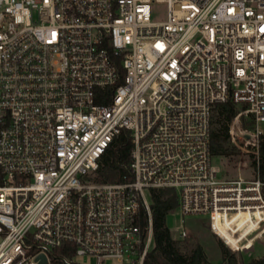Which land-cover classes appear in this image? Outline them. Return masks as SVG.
Wrapping results in <instances>:
<instances>
[{"label": "built area", "instance_id": "1", "mask_svg": "<svg viewBox=\"0 0 264 264\" xmlns=\"http://www.w3.org/2000/svg\"><path fill=\"white\" fill-rule=\"evenodd\" d=\"M227 102L230 143L258 159L264 0H0V264H145L146 189L164 188L234 255L203 264H264L240 256L264 243V182L255 169L219 179L213 163V115ZM123 129L132 177L97 182Z\"/></svg>", "mask_w": 264, "mask_h": 264}, {"label": "trees", "instance_id": "2", "mask_svg": "<svg viewBox=\"0 0 264 264\" xmlns=\"http://www.w3.org/2000/svg\"><path fill=\"white\" fill-rule=\"evenodd\" d=\"M237 113V108L232 102L220 104L213 115L223 119L226 124L218 130L212 129L211 146L213 157L227 155L229 153L225 142L230 143L229 126ZM219 119V121H221ZM231 144V143H230ZM133 147L131 132L123 129L102 155L96 170L97 182H121L125 176L132 177L131 150ZM257 176L264 182V135L260 138L259 157L252 162ZM151 211L153 219V245L146 257L145 264H203L207 262V254L201 244L197 243L192 248L189 256L185 257L175 247L170 227L167 225L169 215L178 207V195L176 190L170 188L151 190ZM148 213L142 210L140 225L143 234L146 235L148 226ZM223 257L234 255L221 242Z\"/></svg>", "mask_w": 264, "mask_h": 264}, {"label": "rangeland", "instance_id": "3", "mask_svg": "<svg viewBox=\"0 0 264 264\" xmlns=\"http://www.w3.org/2000/svg\"><path fill=\"white\" fill-rule=\"evenodd\" d=\"M152 14L155 19H163L166 16L167 7L164 3H154L152 6ZM218 116H214V129L218 130L226 122L223 119L219 121ZM253 119L251 117H243L240 122V128H251ZM258 127L264 132V121L258 123ZM239 143L243 144L242 140ZM229 153L227 155L215 156L213 159L214 165L219 167L221 171L218 173L219 179L232 180L238 178L253 179L255 171L252 165L253 156L250 153L244 152L236 146H233L228 141L225 142ZM146 195L151 201V190L146 189ZM250 216L244 217L239 225H242ZM167 225L170 227L175 247L185 257L189 256L195 244L199 243L204 248L207 254V262L219 263L223 260L221 249L222 240L214 234L209 217L206 215H186L185 217L177 209L169 215ZM180 225H186L189 229L186 238L181 239L175 229ZM251 227L253 226L250 225ZM232 238V237H231ZM223 243V242H222ZM224 244V243H223ZM154 245L152 243L151 248ZM241 258L243 263L253 262L255 257L264 256V243L257 242L254 251L242 252ZM76 261L80 264H96V259L90 256H77ZM105 264H129V262H120L116 258H108Z\"/></svg>", "mask_w": 264, "mask_h": 264}, {"label": "bare ground", "instance_id": "4", "mask_svg": "<svg viewBox=\"0 0 264 264\" xmlns=\"http://www.w3.org/2000/svg\"><path fill=\"white\" fill-rule=\"evenodd\" d=\"M246 216H250L249 213L243 214L240 218H239V222H242V220L244 219V217Z\"/></svg>", "mask_w": 264, "mask_h": 264}]
</instances>
